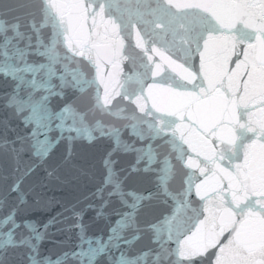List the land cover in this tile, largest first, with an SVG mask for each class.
I'll return each mask as SVG.
<instances>
[{"label": "snow or ice", "instance_id": "6c2138e0", "mask_svg": "<svg viewBox=\"0 0 264 264\" xmlns=\"http://www.w3.org/2000/svg\"><path fill=\"white\" fill-rule=\"evenodd\" d=\"M76 142L94 190L31 218L22 155L59 178ZM4 172L0 264H264V0L0 7Z\"/></svg>", "mask_w": 264, "mask_h": 264}, {"label": "water", "instance_id": "95a60500", "mask_svg": "<svg viewBox=\"0 0 264 264\" xmlns=\"http://www.w3.org/2000/svg\"><path fill=\"white\" fill-rule=\"evenodd\" d=\"M20 0H0V7L8 8L15 6ZM18 14V13H13ZM22 127V126H21ZM104 142L96 145H88L86 142H76L73 146V159L69 165H61L57 172L56 177L49 178L47 172L51 170L50 166L60 163L59 157L61 152L65 150V146H58L54 150L52 156L48 159L47 163L41 164L36 158L32 157L30 153L22 155L23 167L27 163H34L37 165L35 171L25 178L24 186L27 188L29 185H35L36 192L41 194V205L35 206L31 212V218L37 219L41 222L46 220L49 216L54 215L57 211L61 210L62 204H68L74 202L77 198L82 199L94 190V184L78 174V168L87 169L93 161L98 160L101 152L105 148ZM120 164L118 167H127L128 163L132 160L130 156H121L118 158ZM0 175H9L10 172L0 173ZM143 178H138L142 180ZM2 182V181H0ZM50 201V205L46 206V202ZM33 202V196H29V203ZM92 215L91 213L88 214ZM102 227V222L100 225ZM97 226L94 225L90 232H95ZM54 231V229H53ZM52 239H63L62 236L52 237ZM52 250L53 253L59 251V249L52 243H45L42 246V251Z\"/></svg>", "mask_w": 264, "mask_h": 264}]
</instances>
